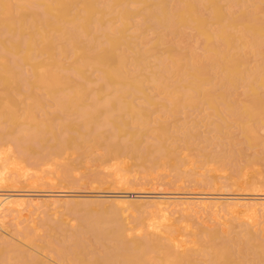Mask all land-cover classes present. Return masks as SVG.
<instances>
[{"label":"bare ground","instance_id":"bare-ground-1","mask_svg":"<svg viewBox=\"0 0 264 264\" xmlns=\"http://www.w3.org/2000/svg\"><path fill=\"white\" fill-rule=\"evenodd\" d=\"M259 163L264 0H0V264H264Z\"/></svg>","mask_w":264,"mask_h":264},{"label":"rangeland","instance_id":"rangeland-1","mask_svg":"<svg viewBox=\"0 0 264 264\" xmlns=\"http://www.w3.org/2000/svg\"><path fill=\"white\" fill-rule=\"evenodd\" d=\"M97 148H95V146L92 148V150L91 151H94V150H96ZM101 151V148H98L97 150H96V152L97 153H99ZM256 168H258V169H261V170H263L264 169V166L262 165V164H258V165H256L255 166ZM80 170H83V169H80ZM138 170H142L143 171V168H140V169H138ZM89 180L88 179H86V178H83V180H81L80 181V184H79V186L81 187V189H83V190H89V191H93V190H96V186L94 185V184H92V183H89L88 182ZM252 182H255V180H253ZM58 184H56V186L58 187H62V182H57ZM252 185V184H251ZM144 186H149V185H147V184H144ZM62 189V188H61ZM264 190V189H263ZM93 206H96V205H93ZM45 208H42V210H44ZM45 211H47V215H49V217L51 218V219H60L61 221H62V219H68V218H71V216H69V215H65V214H62V205L61 206H57V207H55V208H51V209H45ZM42 212V211H41ZM138 216L136 217V219H135V217H131V220H134V221H137L138 219L139 220H141L142 219V217L140 218V216L142 215H139V214H137ZM44 215H39V217H37V218H30L29 220H28V222L29 223H32V224H35V223H41V218L43 217ZM139 217V218H138ZM144 217V216H143Z\"/></svg>","mask_w":264,"mask_h":264}]
</instances>
